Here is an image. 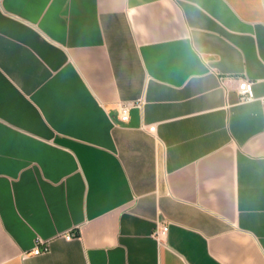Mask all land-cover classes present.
<instances>
[{
  "label": "crops",
  "instance_id": "crops-1",
  "mask_svg": "<svg viewBox=\"0 0 264 264\" xmlns=\"http://www.w3.org/2000/svg\"><path fill=\"white\" fill-rule=\"evenodd\" d=\"M0 264H264V0H0Z\"/></svg>",
  "mask_w": 264,
  "mask_h": 264
},
{
  "label": "built area",
  "instance_id": "built-area-1",
  "mask_svg": "<svg viewBox=\"0 0 264 264\" xmlns=\"http://www.w3.org/2000/svg\"><path fill=\"white\" fill-rule=\"evenodd\" d=\"M238 93L240 96V99L242 102H252L254 100H256V95H255V90H254V83L252 81H249L247 79H240L239 80V87H238ZM142 101H138V102H126L123 103L120 107V119L123 122H128L130 119V110L133 107L136 106H142ZM169 231V226L162 224L160 225L155 232L153 233V236L158 239L161 240L163 237H165L167 235ZM75 237L74 234H70L67 235L66 239L67 240H71ZM44 244V243H42ZM50 252V247L49 245H45L44 247L41 246V243H39V245L34 249V251L31 253L32 255H42L45 253H49ZM30 253H26L24 255L25 258L29 257L31 255Z\"/></svg>",
  "mask_w": 264,
  "mask_h": 264
}]
</instances>
